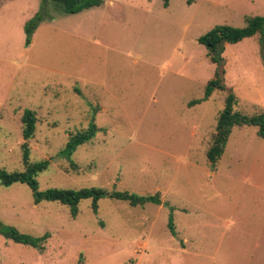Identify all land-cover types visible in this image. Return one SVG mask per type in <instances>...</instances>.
<instances>
[{
	"label": "rangeland",
	"instance_id": "obj_1",
	"mask_svg": "<svg viewBox=\"0 0 264 264\" xmlns=\"http://www.w3.org/2000/svg\"><path fill=\"white\" fill-rule=\"evenodd\" d=\"M64 13L48 0H0V169L24 171L22 116L37 114L30 162L53 159L40 190L101 187L161 193L167 207L101 199L35 204L28 185H0V221L40 237L45 251L0 234V264H264V141L235 127L212 168L211 137L227 93L201 104L217 64L199 39L246 27L264 0H102ZM261 35L224 44L225 84L243 114L264 113ZM95 118L96 138L71 156L70 135ZM76 164V168L71 164ZM170 218L176 235L169 228Z\"/></svg>",
	"mask_w": 264,
	"mask_h": 264
},
{
	"label": "trees",
	"instance_id": "obj_2",
	"mask_svg": "<svg viewBox=\"0 0 264 264\" xmlns=\"http://www.w3.org/2000/svg\"><path fill=\"white\" fill-rule=\"evenodd\" d=\"M59 5V8L67 14H77L84 10H89L94 7L101 6L102 0H52ZM165 7H168L170 0H163ZM193 0H188L192 2ZM48 0H44V5L41 11L38 12L31 20L26 23L27 42L39 23L44 19V8L47 6ZM246 27L236 28L227 25L217 26L207 32L199 39L200 44L208 49V54L213 63L217 64L213 78L207 83L204 97L192 101L189 106H195L208 100L215 90L224 91L227 93L225 107L221 111L216 125L215 133L211 137V142L208 150V161L212 168H216L225 153V149L229 142L230 136L235 127L252 126L257 127V135L264 141V113L253 115L243 114L235 109L239 104V100L231 88L225 84L226 70L224 69V60L221 54L225 50L224 44H236L244 39L261 35L260 42L264 43V17L254 16L246 18ZM37 114L32 110H26L22 116L24 142L22 151L24 155L25 169L24 171L8 172L0 169V185L10 187L17 183L26 184L32 191L35 204H40L42 201L55 202L70 207L73 217H77L79 212V204L83 200H92V208L95 214L98 213L99 201L101 199H116L128 202L131 206L144 207L147 203L167 207L169 210L173 208L162 200L161 193L150 195H141L129 191H109L101 187H86L82 189H58L49 188L41 191L37 180L39 174L45 171L53 159L43 160L37 163L30 162V140L34 138L37 129ZM99 127L95 123V118H92L90 125L75 134L70 135L64 154L68 156L82 145L93 141L98 132ZM76 168V164H71ZM169 228L173 235H176L173 225V219L170 218ZM0 234L8 240L15 243L34 247L41 252L45 251V243L49 238L48 234L40 237L32 236L23 233L13 226L5 225L0 221Z\"/></svg>",
	"mask_w": 264,
	"mask_h": 264
}]
</instances>
